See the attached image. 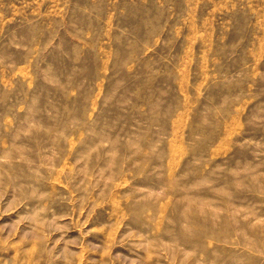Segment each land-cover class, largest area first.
Wrapping results in <instances>:
<instances>
[{
	"label": "rangeland",
	"instance_id": "374dc122",
	"mask_svg": "<svg viewBox=\"0 0 264 264\" xmlns=\"http://www.w3.org/2000/svg\"><path fill=\"white\" fill-rule=\"evenodd\" d=\"M0 264H264V0H0Z\"/></svg>",
	"mask_w": 264,
	"mask_h": 264
},
{
	"label": "bare ground",
	"instance_id": "6f19581e",
	"mask_svg": "<svg viewBox=\"0 0 264 264\" xmlns=\"http://www.w3.org/2000/svg\"><path fill=\"white\" fill-rule=\"evenodd\" d=\"M190 221V220H189Z\"/></svg>",
	"mask_w": 264,
	"mask_h": 264
}]
</instances>
